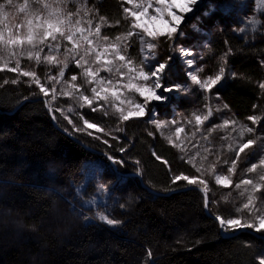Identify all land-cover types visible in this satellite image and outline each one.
<instances>
[{
	"label": "trees",
	"instance_id": "obj_1",
	"mask_svg": "<svg viewBox=\"0 0 264 264\" xmlns=\"http://www.w3.org/2000/svg\"><path fill=\"white\" fill-rule=\"evenodd\" d=\"M106 1L98 12L117 21L118 1ZM225 40L237 76L222 97L238 119L260 117L264 135V93L259 88L264 82V43L243 45L229 34ZM13 78L11 72H0V232L15 231L6 242L0 233V264H259L254 255L264 251V240L247 231L220 235L213 218L220 212L209 206L206 215L203 195L196 189L158 196L127 177L137 186L123 199V211L115 214L122 222L119 229L85 225L72 212L65 192L82 180L84 161L106 158L58 131L41 100L26 101L12 111L22 99L37 96L24 83L10 87ZM141 124L134 118L125 121L121 141L110 155L120 161L118 151L128 147L140 164L134 170L142 171L146 185L162 193L176 190L181 182L173 185L170 172L184 166L161 137L143 132ZM116 168L134 171L124 164ZM92 192L88 185L84 194ZM49 216L55 219L52 225L45 223Z\"/></svg>",
	"mask_w": 264,
	"mask_h": 264
},
{
	"label": "rangeland",
	"instance_id": "obj_2",
	"mask_svg": "<svg viewBox=\"0 0 264 264\" xmlns=\"http://www.w3.org/2000/svg\"><path fill=\"white\" fill-rule=\"evenodd\" d=\"M117 1L119 4V24H117L116 21H113L115 19H108L105 15L98 12V8L101 5L106 4V0H76L75 3L69 5V10L75 13L77 7L81 5H85L86 10L90 9L91 11H88L87 15H85V11H81L80 17L84 18L85 24L82 26L85 27L87 26L86 21L91 19L93 21V30L97 23H102L99 17L104 16L107 23L102 24V36L107 35L110 38H114L117 35L125 33L131 22V18L125 20L123 9L125 7L132 8V5L128 4L126 0ZM23 2L24 0H13V3L17 5V7L5 8V12L8 13V18L3 22L5 26L23 23L24 14L20 13L18 10V5ZM0 3H5V0H0ZM29 4L32 10H35V8L38 7L32 4V0H29ZM154 8L155 2L153 4V9H149L151 15H154ZM177 14H180L179 10H177ZM185 15L188 18L183 22L180 35L175 36L173 39H167L165 37L159 39L155 63L163 62L165 60H168L169 62L170 68L168 69L166 78L162 81L165 87L180 84L186 85L192 90L187 94L177 91L163 93V95L167 97L166 100H153L151 102V105L155 110L154 118L166 122L161 128L157 129L154 124L148 122L153 118L151 113L146 117L134 119L142 123L141 126L143 132L150 131L161 137L167 145L172 148V157L179 165L184 166L182 169H172V172H170L171 180L175 175L179 174L188 175L190 178L197 177L199 179L207 180L209 189L207 193L209 206L211 208H216L220 212L219 216L222 218L242 216L245 220L251 222L252 217L247 212H236V209L246 202L247 194L242 197L240 193L244 191V186L237 189L235 185L243 179H252L258 182L260 175H264V169H258L253 173L246 172V169L249 168L252 163H257L259 159L264 156V135L262 134V128H260L259 122L253 124V122L248 119H238L235 116L234 111L225 103L222 97V90L227 87L228 83L233 78L231 74L235 73V68L229 63L228 55L226 58V71L228 77L223 80L222 84L214 87L211 92L205 93L202 92L198 86L192 85L190 78L186 74L189 68L186 64V60L181 56L180 49L191 50L192 55L189 58L195 60V64L191 69L192 71H196L197 68H202L203 71L199 73L202 78L215 74L219 71L221 57L229 51V46L225 40V37L228 34L230 37L242 42L243 45L264 43V0H198V4L193 7V11ZM252 18L259 22L255 27L249 23ZM140 22L147 25L150 30L153 28L162 31L167 30V25L162 19L141 18ZM67 46L70 47V45ZM47 54V48H45L41 53V56L43 57ZM52 54L54 56L58 55L60 60H63L64 58L63 49L59 54ZM128 56L133 59L136 64H139L141 53L138 41L128 49ZM169 57H171L170 60ZM18 58L20 61L19 67H17L16 59L9 58L6 54L0 56V72H11L14 77L13 79L18 81L14 84L15 88L18 83H24L29 88L28 90H37L36 98H24L22 100L27 99V101H35L44 99L51 101V112L53 116L57 117L64 126V128L59 127L57 123L58 121L55 119L59 128L72 134L76 139L82 142L83 145L86 144L98 152H103L111 156L109 151H113V148L120 143L122 125L125 123V121L119 119V113L116 111V108L123 106L127 109L129 106L127 101L142 103L143 98L138 97L137 94L124 91L120 98L121 100H125L124 105H121L120 100H117L115 102V107L111 106L112 101L110 97L109 104H105L102 100H94L91 106L85 104L84 107H81V101L77 100L74 96L62 95V92L67 91L70 87L67 81H69L71 76L75 74L78 77L76 83L80 86V92L84 95H88L90 98L92 96L91 87L86 85L84 78L80 75L82 69L77 68L74 62H70L69 69L65 71L64 77L60 78L58 76L60 69L54 64H38L35 59L29 60L26 53ZM155 63L153 64V67L155 66ZM14 68L17 70L15 72L11 71V69ZM25 71L36 73V78L39 79L40 84L49 89L47 97L39 92V85L34 82L32 77L23 76V72ZM100 75L107 76L104 72H101ZM49 77H55L56 80L49 79ZM111 78L115 83L117 79L115 74H113ZM60 79L65 83L58 82ZM9 84L10 87L13 88V83H11V81ZM53 88L56 93L55 100L52 99ZM160 91L161 90H157L158 94ZM80 92L75 95L79 96ZM41 101L46 108L45 102L43 100ZM20 102L18 104H21ZM23 104H21V106ZM225 105L227 107H225ZM15 106L13 108H15ZM93 108H96L97 110L93 111ZM209 108L212 109L213 115L208 121H205L200 125L199 130H197L195 115H207ZM56 109H61L64 115H61V112L56 111ZM69 109H72V111H69ZM65 116H67L68 119H65ZM69 119L72 120L71 124L68 122ZM84 120H88L89 123H95L98 126L97 129L77 131V128H87L84 124ZM173 120L176 121L175 124L171 123ZM224 120L235 121L236 123L234 126L230 124L225 128L213 127L214 125L222 124ZM245 124L248 127H252L254 132L246 133L241 139L238 135V130L241 125ZM177 127L183 129L179 134L176 133ZM233 127L236 131L233 130ZM101 128L103 131L98 130ZM209 129L213 130L209 132ZM89 132H91L92 135H89ZM169 138L172 139V143H169ZM247 139H253L256 143L250 149L246 150L247 156L242 154V158L237 163L236 171L229 174L227 169L231 166V161L236 159V144L239 142H246ZM105 140L107 143L104 142ZM177 144L180 146L176 147L175 145ZM229 145L233 146L232 150H229ZM80 146L84 148L82 145ZM84 149L87 150L86 148ZM124 149V152H121L120 150L118 151L120 155L119 160L123 162L122 164L131 167V169L128 168L129 170H134V165L140 167L138 160L131 156L129 148L127 147ZM205 149L208 151L206 152ZM191 157H196L195 167H193L192 163L188 162ZM203 157L207 158L202 159ZM212 165H215L214 172L211 170ZM111 167L110 161L107 158L106 161L99 158L86 160L82 164V180L80 183L78 185L72 184L66 189L65 193L70 196L72 201V212L87 226H93L100 223L106 225L96 219V213L98 211L107 212L110 215V218L117 220L115 214L118 211H123L120 207V205L123 204V199L129 197L134 191H136L137 185L133 183L134 181H132V183L127 182V176H124L123 182L113 185ZM196 168H201V171L197 172ZM139 171L142 172L136 168L132 172L121 173L139 174L143 182V177ZM217 174L230 176L233 183L228 186L217 185L215 183V175ZM130 177H135L137 179L136 176ZM137 181L140 185L138 179ZM179 182L181 183H178L179 188L176 190L188 186L204 187V185L200 184L188 185V183L183 180ZM101 184L108 186L107 190L98 191V186ZM143 184L150 188L144 182ZM88 185L92 186L93 192L89 196H85L84 191ZM78 188L81 189L79 195L77 194ZM169 191L172 192L175 190H168V192ZM249 191H251L250 187ZM93 196L98 198L97 203L100 205L99 208L96 206H82L83 200L91 199ZM256 196L257 200L255 207L259 209L260 212L264 213V189H262L261 192H258ZM206 215H208V213ZM54 220L53 217L49 216L45 223L52 225ZM216 223L219 226V222ZM120 225L116 228H112L108 225L106 226L117 231ZM245 229L258 234L260 239H262L261 237H264V232L258 233L255 229ZM220 231L223 230L219 226V233ZM0 233L5 242L7 239H12L15 236V231L10 233V235H4V231ZM254 256L260 262V259H264V251H258Z\"/></svg>",
	"mask_w": 264,
	"mask_h": 264
},
{
	"label": "snow or ice",
	"instance_id": "obj_3",
	"mask_svg": "<svg viewBox=\"0 0 264 264\" xmlns=\"http://www.w3.org/2000/svg\"><path fill=\"white\" fill-rule=\"evenodd\" d=\"M76 0H32V4L38 6L35 10H32L29 0H24L23 3L18 5L20 13L24 14V21L20 24L11 26H5L4 20L8 18V13L5 12L6 7H17L13 3V0H5V3H0V56L6 54L9 58L16 59L17 67H19V58L25 53L29 60L35 59L38 64L47 63L54 64L59 67L58 76L63 78L65 71L69 69L70 62H74L77 68L82 69L80 75L84 78L86 85L91 87V98L88 95H84L80 92V86L76 83L77 75H72L67 83L70 85L67 91H63L64 96H74L77 100L81 101V107L85 104L91 106L93 101H104L105 104H109V98L111 97L112 105L115 107V102L120 100V104L124 105L125 100H121V96L124 91L128 93L137 94L138 97L143 98L142 103H133L127 101L128 107H117L116 111L119 113V119L121 121H129L132 118H143L152 114L153 118L148 122L156 126L157 129L161 128L166 122L155 119V110L151 105L153 100L161 101L166 100L167 97L163 93H170L177 91L180 93H189L192 89L186 85L175 84L171 87H165L162 81L166 78L168 69L170 68L168 60L163 62H156V50L158 42L161 37L167 39H173L175 36L180 35L182 32L183 22L188 18L185 14L193 11V7L198 4V0H126V2L132 5V8L125 7L123 12L125 14V20L131 18V22L127 28V31L123 34L117 35L114 38H110L107 35L101 33L103 23H107L104 16H100L99 19L102 23H97L95 29L92 28L93 21L88 19L85 24L83 17H80V12L85 11L87 15L90 9L86 10L85 5L77 7L76 12L69 10V5L75 3ZM155 2L154 15L149 13V9H153ZM179 10L180 14H177ZM259 10V8H258ZM80 17V18H77ZM141 18L148 19H162L167 25V30L162 31L156 28L152 30L143 23ZM120 23L119 20L116 21ZM249 23L255 27L259 22L254 18L250 19ZM195 27V26H194ZM243 31V30H241ZM138 41L140 46L141 59L139 64L128 56V49L132 47ZM67 45H70L68 47ZM47 48V55L41 56L44 49ZM63 49V60L59 59V56H54L52 53L59 54ZM230 52V50H229ZM181 56L186 60L189 70L187 76L190 78L192 85L198 86V88L205 93L211 92L214 87L222 84L223 80L228 77L226 71V58L229 53H225L221 57V65L219 71L215 74L208 75L207 77H201L199 73L203 71L202 68H197L196 71H192V66L195 64V60L191 57L192 53L189 49H180ZM171 57H169V60ZM155 66L153 67V64ZM264 63V62H262ZM17 69H11L15 72ZM101 72L107 74V76L100 75ZM115 74L117 77L116 82H113L111 78ZM232 77H236V73L231 74ZM23 76L32 77L34 82L39 85V92L43 93L47 97L49 89L40 84L39 79L36 78L35 72L25 71ZM49 79L56 80L55 77H49ZM18 81L13 80L11 83L16 84ZM58 82L65 83L62 79ZM259 88L264 93V82L259 84ZM157 90H161L158 94ZM80 92L79 96L75 94ZM218 96V93H217ZM52 99H56L55 89H52ZM126 99V98H125ZM46 106L49 111H52L51 101L45 100ZM207 106V105H206ZM225 107H227L225 105ZM255 108L256 105H253ZM96 111V108L92 109ZM56 111L64 113L61 109ZM72 111V109H69ZM213 115L211 108L208 109L207 115H195V124L197 130L199 126ZM68 119L67 116L64 117ZM53 119H56L53 116ZM248 120L256 124L261 119L257 116H249ZM71 124L72 120H68ZM171 123L175 124L173 120ZM190 123V121H189ZM235 121L224 120L220 125H214V128H225L227 126L235 125ZM84 124L87 128H77V131H87V129H97L95 123H89L88 120H84ZM75 127V125H74ZM103 131V129H98ZM213 129H209L211 132ZM233 130L236 129L233 127ZM183 131L182 128L177 127L176 133L179 134ZM254 129L248 127L246 124L241 125L238 130V135L242 139L246 133H252ZM92 135L91 132L88 133ZM151 135V133H149ZM223 139V137H222ZM107 143V141H104ZM169 143H172V139L169 138ZM256 143L253 139H247L246 142H239L236 144L235 156L236 159L231 161V166L227 171L232 174L236 171L237 163L242 158V154L247 156L246 150L250 149ZM179 147L180 145H175ZM232 145H229V150H232ZM121 152L125 149L121 148ZM207 152L208 150L205 149ZM157 160L161 159L158 155L153 153ZM203 157L202 159H206ZM107 159L112 162L111 173L113 176L112 184L116 185L123 182L124 174L114 167L116 164H122V161L116 160L112 156H108ZM196 157H191L189 163H192L195 167ZM258 169H264V156H262L257 163H252L246 172L253 173ZM212 172L215 170V165H212ZM197 172L201 171V168H196ZM186 181L188 185H204L200 189L204 195V206L209 208L208 198V181L205 179H199L197 177H189L188 175L179 174L172 178V184L176 185L179 181ZM215 183L217 185L228 186L233 183L230 176L215 175ZM244 186V191L240 193L243 197L247 194V200L239 208L236 209L237 213L247 212L252 220L249 222L242 216L233 218H222L221 216H215V220L219 222L220 228L224 232H234L241 228L255 229L256 232H264V213L260 212L255 207L258 192L264 189V175H260L259 181L252 179H243L235 185L237 189ZM106 185H99L98 191L107 190ZM249 187L251 191H249ZM81 189H77L79 195ZM97 197L93 196L91 199L83 200L82 206L100 207L97 203ZM123 209L125 205H120ZM96 219L105 223L112 228H116L122 222L120 220L110 218L107 212L96 213ZM151 253L149 252V256ZM259 264H264V259H260Z\"/></svg>",
	"mask_w": 264,
	"mask_h": 264
},
{
	"label": "water",
	"instance_id": "obj_4",
	"mask_svg": "<svg viewBox=\"0 0 264 264\" xmlns=\"http://www.w3.org/2000/svg\"><path fill=\"white\" fill-rule=\"evenodd\" d=\"M41 100H43V101L45 102L44 99H41ZM26 101H27V99L22 100L20 103L23 104V103H25ZM29 101H30V100H29ZM21 104H18L17 106H15V108H13L12 111H16V110L21 106ZM45 105H46V104H45ZM46 108L48 109V112H49V114H50V116H51V119H52V125H53L55 128H57L58 131H60V132H62L63 134H65L66 136H68L70 139H72V140L75 141L76 143L82 145L84 148H86V149L89 150L90 152H93V153L98 154V155H100V156H104V157H106V158L109 156V155H107V154H105V153H103V152H98L97 150L92 149V147H90V146H88V145H86V144L83 145L82 142H80L78 139H76L72 134H70V133H68V132H66V131H64V130H62L61 128H59V127L57 126V124H56L55 119H53V114H52V112L49 111L48 106H46ZM110 164H111V166H112V162H111V161H110ZM114 167H116V165H114ZM124 176H127V177H130V176H136L137 179H138L139 182H140V185H142L141 187L145 188L148 192L153 193V194H155V195L163 196V195H166V194L171 193V192H168V193L156 192V191H154V190H152V189L146 187V186L143 184V182H142V178H141V176H140L139 174L129 173V174H124ZM186 189H197V190H199V191L202 193L203 198H204V195H205V194L200 190V189H202V188H200V187H198V186H197V187H195V186H188V187L181 188V189H178V190H175V191H172V192L182 191V190H186ZM204 210H205L206 214L208 213V215H210L209 211L205 208V206H204ZM211 216H212V215H211ZM212 217H213V216H212ZM213 218H214V220H215V217H213ZM215 221H216V220H215ZM216 222H218V221H216ZM241 231H247V232L253 234V235L256 236V237H260L258 234L254 233V232H252V231H249V230H247V229H245V228H244V229L237 230V231H235V232H233V233H227V232L220 231V235H222V236H233V235H236L237 233H239V232H241ZM261 238L264 239V237H261Z\"/></svg>",
	"mask_w": 264,
	"mask_h": 264
}]
</instances>
